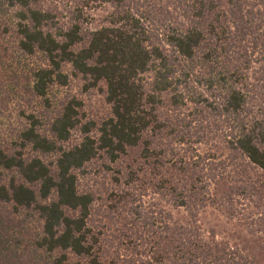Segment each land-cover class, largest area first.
<instances>
[{
	"label": "trees",
	"instance_id": "16d2710c",
	"mask_svg": "<svg viewBox=\"0 0 264 264\" xmlns=\"http://www.w3.org/2000/svg\"><path fill=\"white\" fill-rule=\"evenodd\" d=\"M225 2L0 0V264H255L195 226L221 181L264 200V32Z\"/></svg>",
	"mask_w": 264,
	"mask_h": 264
},
{
	"label": "rangeland",
	"instance_id": "374dc122",
	"mask_svg": "<svg viewBox=\"0 0 264 264\" xmlns=\"http://www.w3.org/2000/svg\"><path fill=\"white\" fill-rule=\"evenodd\" d=\"M222 2L223 6L226 7L225 0H222ZM247 2L249 11L255 12L252 23L258 25L256 35H261L264 32V0H247ZM112 11L113 6L109 4L87 10L90 17V28H98L103 25ZM260 68H262V64H255L250 68L248 73L251 83H255V79L259 77ZM86 105H89L85 108L89 117H100L99 115H104L100 114V111H107L101 101L86 102ZM190 106L189 104L184 109L187 110ZM89 108L90 110H87ZM162 111H165V109ZM181 145L184 150L187 149V146H192L201 153L210 148L204 143L190 144L187 142ZM211 149L215 148L211 146ZM179 151L183 152L181 149ZM230 179L233 180L221 181L212 190L214 197L210 199L205 208L198 210L195 217V226L206 236L213 232L216 242L238 250L255 264H264V200L259 199L254 190H249V193L240 191L233 194L234 192H231V195H229V186H243V183L235 182L236 178ZM147 194L143 197L146 203H158L161 209L170 212L172 219L178 223L189 221L190 215L186 209L174 206L160 196H151L152 193L149 187L147 188Z\"/></svg>",
	"mask_w": 264,
	"mask_h": 264
}]
</instances>
